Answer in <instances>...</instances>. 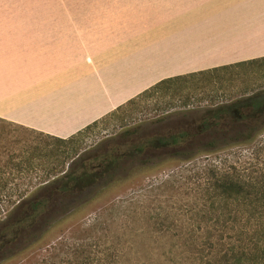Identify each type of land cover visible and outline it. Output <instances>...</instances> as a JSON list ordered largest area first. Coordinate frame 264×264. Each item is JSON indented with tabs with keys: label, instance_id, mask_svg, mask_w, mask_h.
Instances as JSON below:
<instances>
[{
	"label": "rangeland",
	"instance_id": "obj_1",
	"mask_svg": "<svg viewBox=\"0 0 264 264\" xmlns=\"http://www.w3.org/2000/svg\"><path fill=\"white\" fill-rule=\"evenodd\" d=\"M44 1L14 0V11L38 12L40 3ZM145 1L168 5L170 8L166 16L171 21H175L174 26L177 31L183 23L182 16L184 14L187 16L189 12L191 21L185 23V26L190 27L192 34V66H212V68L192 70L183 75L185 77L174 81L172 85H163L157 91L153 90L140 96L135 103L126 105L119 115L81 137L78 145L80 150L88 148L89 151H93L99 145H102L100 150H106L111 144L119 141V134L126 136L127 132L133 130L140 131L138 135L146 137L168 136L187 128L202 130L203 118L209 112H214L213 110L222 106L232 105L231 112L240 115L251 112L242 105L246 99L252 96H260L264 99V54L261 55L264 51V22L258 21L254 31L238 32L234 27L240 18L246 21L251 18H262L264 0ZM46 2L50 3L52 0ZM99 2L102 0H65L62 11H80L86 6L93 8ZM123 2L130 1L123 0ZM137 3L140 1L138 0ZM194 30L199 32L195 33ZM198 34H201L200 39H197ZM227 41L228 44H223ZM240 58L247 60V63L232 66L230 65L235 63H230L213 67L215 64ZM2 120L6 122L0 121V169L2 170L0 181H7L8 185L4 186L0 183V199L1 196L12 194L18 196L22 193L31 196L38 191L45 180V171L39 167L36 172L20 173L9 162L13 157L19 162L24 158L25 149L27 154L28 146L41 145L46 139L40 132ZM259 127V135L253 141L232 143L219 152L200 155L193 167L190 165L186 167L188 161L176 156L155 159L156 163L152 167L139 168L129 178L105 188L94 199L78 206L55 222L43 233L39 241L27 250L13 258L1 260L0 264H70L66 258H74L75 254L72 251L80 243L86 244L98 241L95 240L96 238L101 239L103 250L107 243L113 244L114 240L121 245H126L129 241L134 243L140 232L138 230L152 229L144 220L148 215L146 208L156 210L159 207L166 211L173 210L176 215L179 212L180 215L184 213L183 220H180V217L178 219V224L185 225L183 228L191 224H199V221L190 218L189 209L196 206L197 195H201L199 193L202 190L200 185L205 182V178L198 177L194 183L190 181L189 176L196 171L203 173V168L211 164L219 166L223 171L240 172V175L246 179L262 176L264 118ZM195 142L199 143L198 140ZM124 199H127L125 205L132 210L130 214L125 210ZM198 202L199 206L203 204L201 199H198ZM114 204L117 207L113 211H106ZM237 208L235 203L230 204L229 220L227 225L222 226L228 227L224 233V245H219L216 250L218 257H222L224 252L228 254L216 264H238L235 261V254L239 253L240 249L242 252L244 250L248 252L253 244L254 230L260 221L258 213L254 215L249 209L243 208L241 209L243 213L240 215ZM11 212L12 208L9 207L8 200L1 201L0 221L5 220ZM98 215H101L99 220ZM236 217H238L237 221ZM214 222L208 223L211 225ZM147 234L151 235L149 232ZM151 241L152 239H149V242ZM56 246L57 248H54ZM184 246L185 251L180 255L182 264H201L196 257L194 258L196 255L194 253L193 256L191 246ZM87 249L90 247L87 246ZM94 254L103 260L104 254ZM140 256H143L142 252L133 254L131 258L126 259L127 264H149L145 255L139 260ZM95 264H104V262L96 261Z\"/></svg>",
	"mask_w": 264,
	"mask_h": 264
},
{
	"label": "trees",
	"instance_id": "obj_2",
	"mask_svg": "<svg viewBox=\"0 0 264 264\" xmlns=\"http://www.w3.org/2000/svg\"><path fill=\"white\" fill-rule=\"evenodd\" d=\"M243 63L247 61L230 66ZM183 77L185 76L180 75L162 80L69 138L40 132L46 139L44 143L28 146L27 154L25 149L24 158L19 162H16L14 157L11 159L9 163L20 173L36 172L41 167L45 171V180L31 196L25 193L18 196H1L0 203L8 200L12 212L5 220L0 221V261L13 258L27 250L39 241L43 233L55 222L71 213L73 209L91 201L105 188L129 178L135 170L152 167L157 158L176 156L188 161L186 167H193L200 155L219 152L232 143L253 141L259 135V124L264 118V99L252 96L242 102L251 112L238 115L237 112H231L232 105L222 106L203 118L202 130L187 128L168 136L147 137L138 135L140 131L133 130L127 132L126 136L119 134V141L111 144L106 150H100L102 145L93 151L88 148L79 149L81 137L119 115L126 105L135 103L140 96L153 90L157 91L163 85H172ZM0 121L6 122L2 119ZM196 140L199 143H196ZM0 171L2 172L1 169ZM240 174L237 171H223L219 166L211 164L203 168V173L196 171L189 176L190 181L194 183L198 177L205 178V182L200 185L202 190L199 193L201 195H197L196 206L189 209L190 218L199 221L197 225L191 224L183 228L185 225L178 224V219L180 217V220H183L184 213L180 215L179 212L176 215L173 210L146 208L148 215L144 220L152 229L146 227L147 230H138L140 235L137 234L134 243L128 240L129 243L121 245L114 240L113 244L106 242L107 246L103 250L102 240L96 238L98 241L80 243L74 247V258L66 259L70 264H95L96 261H103L104 264H127L126 259L142 252L143 256H140L139 260L145 255L149 264H182L180 255L185 251L184 245H190L191 252L193 256L195 253L194 258L196 257L198 262L216 264L228 254L224 252L222 257H218L216 250L219 245H224V233L228 227L222 226L227 225L229 220L230 204L235 203L240 215L243 213L241 209L246 208L254 215L258 213V219L260 218L254 230L252 246L248 252H242L240 249L239 253L235 254V261L238 264H264V174L251 179H246ZM0 183L8 185L4 180ZM198 199L203 200L201 206ZM123 201L125 210L130 214L132 210L125 205L127 199ZM115 207L116 204L106 211H113ZM101 215H98V220ZM235 220L237 221L238 217ZM204 221L206 224H202ZM209 221L215 222L210 225ZM149 239L152 241L149 242ZM87 246L90 249H87ZM92 251L104 254L103 260Z\"/></svg>",
	"mask_w": 264,
	"mask_h": 264
},
{
	"label": "crops",
	"instance_id": "obj_3",
	"mask_svg": "<svg viewBox=\"0 0 264 264\" xmlns=\"http://www.w3.org/2000/svg\"><path fill=\"white\" fill-rule=\"evenodd\" d=\"M108 1L63 12L65 0H45L38 12H15L14 0H0V118L69 138L162 80L212 68L192 66L189 12L177 31L168 5ZM258 21L234 27L254 31Z\"/></svg>",
	"mask_w": 264,
	"mask_h": 264
}]
</instances>
